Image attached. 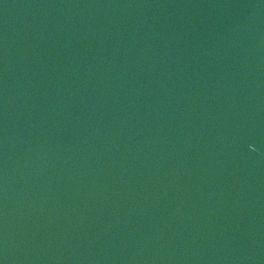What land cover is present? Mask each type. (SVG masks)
<instances>
[{
  "label": "water",
  "instance_id": "obj_1",
  "mask_svg": "<svg viewBox=\"0 0 264 264\" xmlns=\"http://www.w3.org/2000/svg\"><path fill=\"white\" fill-rule=\"evenodd\" d=\"M0 264H264V0H0Z\"/></svg>",
  "mask_w": 264,
  "mask_h": 264
}]
</instances>
